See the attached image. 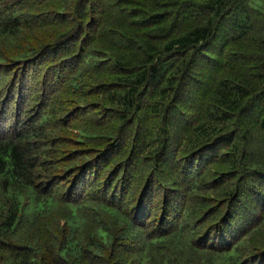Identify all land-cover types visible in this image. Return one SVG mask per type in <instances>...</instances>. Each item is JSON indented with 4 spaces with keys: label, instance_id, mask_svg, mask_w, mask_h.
I'll use <instances>...</instances> for the list:
<instances>
[{
    "label": "trees",
    "instance_id": "16d2710c",
    "mask_svg": "<svg viewBox=\"0 0 264 264\" xmlns=\"http://www.w3.org/2000/svg\"><path fill=\"white\" fill-rule=\"evenodd\" d=\"M253 1L0 0V264H264Z\"/></svg>",
    "mask_w": 264,
    "mask_h": 264
},
{
    "label": "rangeland",
    "instance_id": "374dc122",
    "mask_svg": "<svg viewBox=\"0 0 264 264\" xmlns=\"http://www.w3.org/2000/svg\"><path fill=\"white\" fill-rule=\"evenodd\" d=\"M252 6L255 8V9H259V8H263V10H264V0H254L253 2H252ZM100 9V8H99ZM260 10V9H259ZM262 10V11H263ZM100 11H101V9H100ZM35 36H36V40L38 41L40 38L39 37H41V34L40 33H36L35 34ZM115 43H117V41L115 42ZM68 104H70V103H68ZM242 121V120H241ZM243 123H244V125H246V126H244V129L243 130H246L247 128V126H248V124L249 123H247V122H245V121H243ZM255 124H253V123H251V125H249V130H254V133H255V135H257V137L258 138H260V142H258V144L259 145H262V146H260V150H258V152L260 151V153H263V151H264V146H263V143H264V141L262 142V135L257 131L258 129H257V127H255L254 126ZM125 138H126V135H125ZM248 140H250V138L248 139ZM258 144H254L253 146H252V148L251 149H247V153L248 154H250V153H252V151L254 150V149H256V146L258 145ZM150 164V163H149ZM140 167H141V164H140ZM138 169V168H137ZM136 169V170H137ZM153 169V168H152ZM164 172H167V173H169V174H172L173 173V170H169V169H166V168H164V170H163ZM243 171V170H242ZM243 173V172H242ZM247 174H241V175H239V173H238V171L237 172H235V173H233V174H231V175H229V177H227V180H224L225 182H223V180H218V177L216 176V177H211L210 176V179L209 178H207V177H203V180H205V181H207L206 179H209L210 180V182L207 184V185H205L204 187L206 188V189H214V188H218V189H220L219 191H225V189H226V191L227 190H229V189H233V194L235 195V188H236V184H237V181H239L240 180V177L241 176H246ZM177 177V176H176ZM126 178V177H125ZM178 179V178H177ZM194 179H197V177H195ZM236 179V180H235ZM243 179V178H242ZM126 179H124V181H125ZM235 180V181H234ZM175 189V188H174ZM206 189H203V192L201 193V194H199L198 195V198H197V200L193 203L192 201H191V203L190 204H187L188 205V209L189 208H192V211L195 213V218L196 219H194L193 221V224L197 227V224H198V222L197 221H200V220H203V218H204V216L206 215V212L208 211V209H209V202L211 201L209 198H213V197H215L214 196V193L212 192H206ZM182 191H180L181 193H185L184 191V188H182L181 189ZM171 193H173V192H171ZM156 194V193H155ZM174 196V195H173ZM177 200H174V199H172L171 200V203H170V205H169V208H170V211L172 212V217L176 214V212H177V208H178V205H179V199L180 198H176ZM190 200V199H189ZM189 203V202H188ZM157 217V216H156ZM194 227V226H193ZM257 232H259L257 235H259V237L260 238H264V230H260V231H257ZM256 232V233H257ZM255 236L256 237V234L255 233H253L251 236H248V237H246L247 238V240H248V242L251 244V242H252V236ZM195 238H198V236H195ZM259 238V239H260ZM255 240H257V239H255ZM264 246V245H263ZM262 247H261V245H255L254 246V248L251 250V252H257L259 249H261ZM254 250V251H253ZM233 255H238V253L236 252V254L235 253H232ZM243 256V255H242ZM249 256H247L246 258H245V256H243V258H242V260H244V259H247ZM225 260H232V256L231 255H226V256H224V257H222L220 260H219V264H222Z\"/></svg>",
    "mask_w": 264,
    "mask_h": 264
}]
</instances>
